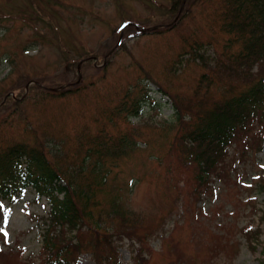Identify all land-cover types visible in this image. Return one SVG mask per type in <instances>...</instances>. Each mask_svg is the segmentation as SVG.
Masks as SVG:
<instances>
[{
    "label": "rangeland",
    "instance_id": "rangeland-1",
    "mask_svg": "<svg viewBox=\"0 0 264 264\" xmlns=\"http://www.w3.org/2000/svg\"><path fill=\"white\" fill-rule=\"evenodd\" d=\"M188 4L186 0H0V140L43 143L54 161L53 139L67 138L73 146L77 129L83 134L91 129L95 135L103 127L108 135H121L129 127H139L146 146L104 164L99 177L112 182L113 188L96 192L93 211H107L110 197L116 196L121 208L140 220L139 228L149 226L147 264H259L264 261V189L258 184L264 188L260 180L264 143L259 153L242 156L231 147L225 161L231 179L212 178L214 193L193 204L186 194L191 166L177 162L176 158L182 159L174 151L180 138L176 129L167 131L173 123L168 95L207 106L241 86L230 89L214 64L203 68L194 56L199 49L212 59L223 43L216 3ZM34 31L46 33L49 42ZM80 60L89 61L83 71H77ZM19 78L45 80L49 89L80 91L61 98L28 93L23 87L21 94V88L14 89ZM142 88L150 91L152 101L141 115L109 122L106 112L112 113L124 94L130 97ZM5 93L13 102L3 106ZM107 169L111 173L103 172ZM1 209L5 217L0 221L4 236L0 252L5 255L0 264H15V258L22 264H39L49 211L46 199L28 189L14 203L1 202ZM253 232L258 234L252 237ZM214 239L224 248L209 253ZM114 247L118 264H134L138 245L132 247L130 240L121 238L115 239ZM76 264L95 263L83 254Z\"/></svg>",
    "mask_w": 264,
    "mask_h": 264
},
{
    "label": "trees",
    "instance_id": "trees-1",
    "mask_svg": "<svg viewBox=\"0 0 264 264\" xmlns=\"http://www.w3.org/2000/svg\"><path fill=\"white\" fill-rule=\"evenodd\" d=\"M186 3H189V7L216 3L218 9L214 13L220 24V34L224 37L223 43L212 59L200 53L199 49L195 50L194 56L200 60L203 68L214 64L220 71H216L217 75L226 78L230 89L241 85L231 96L204 106L200 102L197 105V101L188 104V101L184 102L176 96L170 97L153 82L159 92L167 94L172 101L173 123L167 131L176 129L180 138L179 146L174 151L182 159L176 158L177 162L191 166L190 186L186 194L187 199L195 204L198 197L214 193L210 187L212 178L231 179L230 166L227 162L225 164L231 147H236L240 156L262 150L264 0H186ZM34 32L49 42L46 33ZM80 61L83 71L84 63L89 61ZM254 67L255 71H252ZM201 77L206 78L205 75ZM29 82L27 78H19L14 89L26 88L25 84ZM34 83L26 92L36 91L43 96L53 94L64 98L80 91L78 87L54 91L43 85L45 80H36ZM149 92L142 88L134 95L131 93L130 97L129 93L124 94L122 100L113 106L115 110L106 112L108 121L125 120L124 115H127V119L139 117L144 105L152 101ZM2 97L6 99L3 106L13 102L12 95L8 93ZM138 128L129 127L121 135H108L103 127L95 135L90 133L91 129L87 134L77 129L72 135L73 146L68 144L67 138L53 139L56 152L51 158L54 161L48 158L49 152H46L43 143L20 141L9 144L0 140V221L5 217L1 212V202L14 203L28 189L39 198L44 197L49 205L48 216L44 220L39 264H76L83 254H89L95 264H118L114 241L121 238L130 240L132 247L135 244L139 247L134 250V264H147L145 255L151 251L148 245L151 234H147L151 229L149 226L139 228L140 220L134 213L122 209L120 198L116 196L110 197L107 211H93L96 192H102L112 185V182L108 184L106 179L103 181L99 177L104 164L127 157L141 146H146L140 141ZM161 161L162 158L158 160V165ZM108 170L103 172L111 173ZM260 180L264 182V179ZM258 184L264 189L260 182ZM257 232L249 235L253 237ZM0 237L4 239L3 235ZM172 247L176 248V244H172ZM216 248L224 247L214 239L209 253ZM4 255L0 252V261ZM14 263L22 264L20 258H15ZM259 264H264V261Z\"/></svg>",
    "mask_w": 264,
    "mask_h": 264
}]
</instances>
